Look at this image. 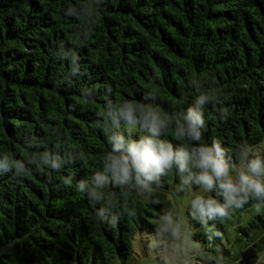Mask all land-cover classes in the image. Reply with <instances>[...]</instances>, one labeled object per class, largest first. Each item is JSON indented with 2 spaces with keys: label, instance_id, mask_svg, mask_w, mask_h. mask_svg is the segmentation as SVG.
<instances>
[{
  "label": "trees",
  "instance_id": "1",
  "mask_svg": "<svg viewBox=\"0 0 264 264\" xmlns=\"http://www.w3.org/2000/svg\"><path fill=\"white\" fill-rule=\"evenodd\" d=\"M201 89L211 95L202 141L219 139L233 159L264 141V0H0V264H130L134 238L148 244L174 215L169 195L189 197L184 223L209 264H257L254 199L208 221L213 235L188 215L202 192L181 191L175 169L151 192L78 190L109 150L96 127L109 100L172 114Z\"/></svg>",
  "mask_w": 264,
  "mask_h": 264
},
{
  "label": "clouds",
  "instance_id": "2",
  "mask_svg": "<svg viewBox=\"0 0 264 264\" xmlns=\"http://www.w3.org/2000/svg\"><path fill=\"white\" fill-rule=\"evenodd\" d=\"M210 100V93L201 89L190 106L172 114L144 100H109L103 123L96 124L105 134L109 150L101 170L79 181L78 190H87L95 199L98 191L112 182L132 183L151 192V185L158 184L161 175L175 169L181 191L202 189L201 194L193 195L188 215L213 235L218 233L208 221L229 217L234 209L251 199L264 204V155H253L251 147L244 143L236 149L233 159L219 139L202 141L204 108ZM133 129L143 134L133 137ZM169 130L180 142L178 145L165 138ZM6 167V163H0V168ZM52 167L59 164L53 163ZM63 182L70 184L71 177ZM157 229V235L171 250L166 264H192L188 250L191 230L170 211L160 216Z\"/></svg>",
  "mask_w": 264,
  "mask_h": 264
},
{
  "label": "rangeland",
  "instance_id": "3",
  "mask_svg": "<svg viewBox=\"0 0 264 264\" xmlns=\"http://www.w3.org/2000/svg\"><path fill=\"white\" fill-rule=\"evenodd\" d=\"M253 155H264V141L252 149ZM197 192H202L198 188ZM192 193L194 191H191ZM174 206V217L182 224L184 223V210L188 205L189 197H179L169 195ZM254 210V208H252ZM188 250L191 254L192 264H209L208 261L213 258L214 254L205 250L201 245L190 242ZM171 254L164 240L157 236L155 239L150 238L148 244L141 241L140 237H135L132 242V258L130 264H166V257ZM257 264H264V250L257 253Z\"/></svg>",
  "mask_w": 264,
  "mask_h": 264
}]
</instances>
